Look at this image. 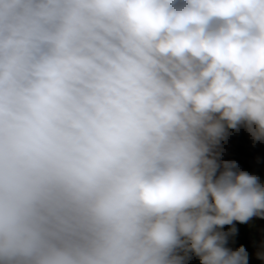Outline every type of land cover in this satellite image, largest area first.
<instances>
[{
  "label": "clouds",
  "instance_id": "clouds-1",
  "mask_svg": "<svg viewBox=\"0 0 264 264\" xmlns=\"http://www.w3.org/2000/svg\"><path fill=\"white\" fill-rule=\"evenodd\" d=\"M240 125L264 142V0H0V264H248Z\"/></svg>",
  "mask_w": 264,
  "mask_h": 264
},
{
  "label": "trees",
  "instance_id": "trees-1",
  "mask_svg": "<svg viewBox=\"0 0 264 264\" xmlns=\"http://www.w3.org/2000/svg\"><path fill=\"white\" fill-rule=\"evenodd\" d=\"M230 134L232 144L229 149L226 146L227 139L223 138L220 141L222 143V158L235 159L239 165L242 164L243 168L255 170L261 177H264V142L257 140L253 143L249 133L246 134V137L241 138L234 129H230ZM251 147L256 151L259 160H257V156L254 157L251 155ZM233 223L236 225V232L228 235L227 243L233 247L237 244H243L249 251L248 264H261L252 255L253 246L250 241L251 235L253 233L258 234L257 229L264 227V217L253 216L249 221L240 222L233 220ZM226 226L227 224H224L221 227L227 229ZM187 264H199L198 258L195 255H191Z\"/></svg>",
  "mask_w": 264,
  "mask_h": 264
}]
</instances>
